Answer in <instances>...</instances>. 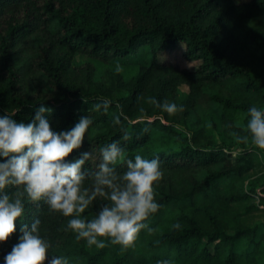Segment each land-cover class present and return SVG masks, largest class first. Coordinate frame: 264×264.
I'll list each match as a JSON object with an SVG mask.
<instances>
[{"label": "trees", "instance_id": "16d2710c", "mask_svg": "<svg viewBox=\"0 0 264 264\" xmlns=\"http://www.w3.org/2000/svg\"><path fill=\"white\" fill-rule=\"evenodd\" d=\"M179 47L200 64L188 69L163 57ZM80 56L87 61L77 64ZM117 60L134 68L131 77L115 72ZM100 97L113 101L108 113L95 111ZM152 100L183 110L169 115ZM41 103L58 132L92 118L80 149L66 158L93 149L97 159L85 168L122 135L111 123L122 110L132 132L128 156L161 162V208L148 221L154 231H142L135 247L99 249L76 240L68 218L26 202L25 219L0 242V264L33 218L51 253L69 264H264V219L251 220L264 214V174H257L264 150L238 139L247 134L249 106L264 107V0H0V116L29 123ZM216 132L229 141L218 143Z\"/></svg>", "mask_w": 264, "mask_h": 264}, {"label": "clouds", "instance_id": "9594fccd", "mask_svg": "<svg viewBox=\"0 0 264 264\" xmlns=\"http://www.w3.org/2000/svg\"><path fill=\"white\" fill-rule=\"evenodd\" d=\"M114 70H122L118 60ZM151 102L169 115L183 110L175 101ZM112 104L111 99L100 97L94 109L108 113ZM51 111L41 103L29 123L17 122L13 113L0 116V158H5L0 159V242L8 240L15 231L18 218L25 219L26 202H42L50 212L68 218L67 230L89 247H135L142 231H154L148 221L161 208L156 199L164 176L159 158H146L139 153L134 158L128 156L127 142L131 141L132 132L124 124L128 118L121 110L111 123L119 126L122 135L99 148L94 168H85L86 162L97 159L93 149L82 152L78 158H66L80 149L93 124L92 118L83 115L74 126L58 132L50 125ZM247 111V134L238 139H250L257 149L264 150V107L253 103ZM119 166L125 170L118 171ZM97 203L94 215H84ZM40 225L39 218H33L30 225L22 223V234L5 255L4 264H44L49 255L47 264H69L66 256L51 253L52 244L42 234ZM173 227L178 229L179 222ZM156 264L170 261L161 259Z\"/></svg>", "mask_w": 264, "mask_h": 264}, {"label": "rangeland", "instance_id": "374dc122", "mask_svg": "<svg viewBox=\"0 0 264 264\" xmlns=\"http://www.w3.org/2000/svg\"><path fill=\"white\" fill-rule=\"evenodd\" d=\"M237 2H248L250 0H236ZM184 51V47H179L175 52H169L165 55H163V57L165 58H169V59H176L179 60L181 62V66L183 68H188V69H194L196 68L200 62L199 61H191V60H186L182 57V53ZM87 61L86 57L80 56L77 59V64L80 63H85ZM99 71H102L106 66L103 63L97 62L96 63ZM123 68V67H122ZM123 73L125 75L126 78H129L133 75L134 73V68H124L122 69ZM189 92V87L188 85L184 84L181 86L180 88V94L185 95ZM217 136H216V140L218 141V143H224L227 139L224 136V134L221 132H216ZM229 141V140H227ZM171 143L173 146H178L179 144L177 143V141L175 139L171 140ZM257 174H264V160L260 157L259 158V164H258V169H257ZM264 219V214H260L258 216H254L251 218V220L253 222H257V221H261Z\"/></svg>", "mask_w": 264, "mask_h": 264}]
</instances>
